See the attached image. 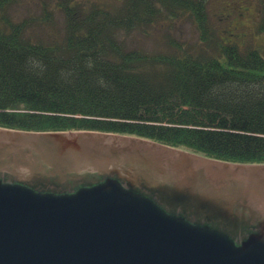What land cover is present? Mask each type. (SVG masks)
<instances>
[{
	"label": "trees",
	"instance_id": "trees-1",
	"mask_svg": "<svg viewBox=\"0 0 264 264\" xmlns=\"http://www.w3.org/2000/svg\"><path fill=\"white\" fill-rule=\"evenodd\" d=\"M18 2L0 0V128L105 132L264 165V52L221 40L208 0H57L56 36L14 18ZM177 21L195 27L200 46L170 33L160 50L129 42Z\"/></svg>",
	"mask_w": 264,
	"mask_h": 264
},
{
	"label": "water",
	"instance_id": "water-1",
	"mask_svg": "<svg viewBox=\"0 0 264 264\" xmlns=\"http://www.w3.org/2000/svg\"><path fill=\"white\" fill-rule=\"evenodd\" d=\"M0 264H264V165L0 128Z\"/></svg>",
	"mask_w": 264,
	"mask_h": 264
},
{
	"label": "rangeland",
	"instance_id": "rangeland-1",
	"mask_svg": "<svg viewBox=\"0 0 264 264\" xmlns=\"http://www.w3.org/2000/svg\"><path fill=\"white\" fill-rule=\"evenodd\" d=\"M92 1L115 8L121 0ZM263 2L264 0H208L211 22L217 36L223 41L237 44L241 49L254 47L264 52V33L259 31ZM44 4H47V12L50 15L45 20L46 26L43 30L41 25L44 17L42 15ZM56 5L57 0H19L12 7L11 15L19 21L27 18L34 19L36 34L43 33L45 36H56L59 34L62 25L59 12L55 9ZM51 22L54 24L49 26L48 24ZM166 33L185 39L193 45H199L200 42L195 27L190 22L184 21L174 22L173 25H170L169 22L159 23L151 28L146 35L135 32L129 38V42L132 46L144 50H160L164 47L163 40Z\"/></svg>",
	"mask_w": 264,
	"mask_h": 264
}]
</instances>
